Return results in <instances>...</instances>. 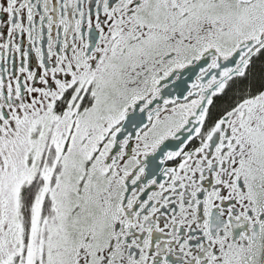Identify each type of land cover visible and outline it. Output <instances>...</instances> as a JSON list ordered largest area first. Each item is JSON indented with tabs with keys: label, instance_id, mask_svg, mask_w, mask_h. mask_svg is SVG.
Here are the masks:
<instances>
[{
	"label": "snow or ice",
	"instance_id": "snow-or-ice-1",
	"mask_svg": "<svg viewBox=\"0 0 264 264\" xmlns=\"http://www.w3.org/2000/svg\"><path fill=\"white\" fill-rule=\"evenodd\" d=\"M0 264H264V0H0Z\"/></svg>",
	"mask_w": 264,
	"mask_h": 264
}]
</instances>
